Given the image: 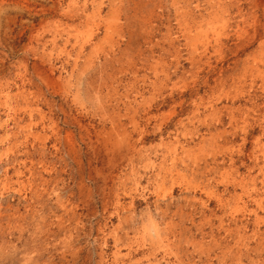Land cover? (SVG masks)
I'll use <instances>...</instances> for the list:
<instances>
[{"label":"rangeland","instance_id":"rangeland-1","mask_svg":"<svg viewBox=\"0 0 264 264\" xmlns=\"http://www.w3.org/2000/svg\"><path fill=\"white\" fill-rule=\"evenodd\" d=\"M87 1L0 0V264H264V0Z\"/></svg>","mask_w":264,"mask_h":264},{"label":"bare ground","instance_id":"bare-ground-1","mask_svg":"<svg viewBox=\"0 0 264 264\" xmlns=\"http://www.w3.org/2000/svg\"><path fill=\"white\" fill-rule=\"evenodd\" d=\"M77 1V0H76ZM89 1V0H88ZM87 1V2H88ZM91 1V0H90ZM101 1V0H100ZM122 1V0H121ZM222 1V0H221ZM75 2V1H74ZM114 2V1H113ZM210 2V1H209ZM215 2V1H214ZM217 2V1H216ZM24 3V2H23ZM89 3V2H88ZM96 3V2H95ZM104 3V2H103ZM126 3V2H125ZM59 4H61V3H59ZM110 4H111V2H110ZM122 4H124V3H122ZM215 4V3H214ZM257 4V3H256ZM100 5H102V4H100ZM113 5V4H112ZM211 5V4H210ZM72 6H75V5H72ZM80 6V5H79ZM83 6V5H82ZM87 6V5H86ZM105 6V5H104ZM177 6V5H176ZM89 7V6H88ZM143 7V6H142ZM257 7H258V5H257ZM58 8V7H57ZM210 8V7H209ZM217 8V7H216ZM56 9V8H55ZM180 9V8H179ZM184 9V8H183ZM184 11V10H183ZM43 12V11H42ZM117 12V10H115L113 13H116ZM121 12V11H120ZM48 13V12H47ZM72 13H74V12H72ZM119 13V12H118ZM123 13H125V12H123ZM181 13V12H180ZM183 13V12H182ZM49 14V13H48ZM76 14V13H75ZM74 14V15H75ZM97 14V13H96ZM98 14H100V13H98ZM102 14V13H101ZM71 15V14H70ZM81 15V14H80ZM119 15V14H118ZM140 15V14H139ZM72 16V15H71ZM79 16V15H78ZM114 16H116V14L114 15ZM49 17V16H48ZM94 17V16H93ZM104 17V16H103ZM47 18V17H46ZM65 18V17H64ZM92 18V17H91ZM98 18H100V17H98ZM124 18V17H123ZM71 19V18H70ZM97 19V18H96ZM112 19V18H111ZM147 19V18H146ZM56 20V19H55ZM76 20V19H75ZM264 20V19H263ZM44 21H46L45 19H44ZM57 21H59V20H57ZM215 21V20H214ZM96 22V21H95ZM108 22V21H107ZM147 22V21H146ZM55 23V22H54ZM104 23V22H103ZM40 24V23H39ZM78 24V23H77ZM87 24H90V23H87ZM105 24V23H104ZM125 24H127V23H125ZM213 24V23H212ZM211 24V25H212ZM55 25H57V24H55ZM96 25V24H95ZM94 25V26H95ZM98 25V24H97ZM96 25V26H97ZM107 25V27H108V24H106ZM105 25V26H106ZM118 25V24H117ZM123 25V24H122ZM129 25V24H128ZM189 25V24H188ZM93 26V25H92ZM104 26V25H103ZM114 26H115V24H114ZM53 27V26H52ZM88 27V26H87ZM120 27H122V26H120ZM199 27V26H198ZM258 27H259V25H258ZM263 27V26H262ZM63 28V27H62ZM65 28H67V27H65ZM69 28H71V27H69ZM75 28V27H74ZM91 28V27H90ZM110 28H111V26H110ZM123 28V27H122ZM126 28H127V26H126ZM58 29V28H57ZM71 29H73V28H71ZM101 29V28H100ZM129 29V28H128ZM190 29V28H189ZM55 30V29H54ZM64 30V29H63ZM94 30V29H93ZM99 30V29H98ZM119 30V29H118ZM124 30V29H123ZM259 30V29H258ZM263 30V29H262ZM44 31V30H43ZM60 31H62V30H60ZM76 31H78V30H76ZM95 31V30H94ZM125 31V30H124ZM128 31V30H127ZM126 31V32H127ZM190 31V30H189ZM197 31V30H196ZM200 31H201V29H200ZM260 31V30H259ZM64 32V31H63ZM88 32V31H87ZM130 32V31H129ZM262 32V31H261ZM70 33V32H69ZM72 33V32H71ZM78 33V32H77ZM76 33V34H77ZM80 33V32H79ZM92 32H90V34H91ZM123 33V32H122ZM128 33V32H127ZM254 33V32H253ZM258 33V32H257ZM75 34V35H76ZM94 34V33H93ZM126 34V33H125ZM131 34V33H130ZM196 34V33H195ZM207 34V33H206ZM261 34V33H260ZM43 35V34H42ZM51 35H52V33H51ZM68 35V34H67ZM79 35V34H78ZM83 35V34H82ZM85 35V34H84ZM122 35V34H121ZM249 35V34H248ZM69 36H71L70 34H69ZM123 36V35H122ZM121 36V37H122ZM137 36V35H136ZM189 36V35H188ZM187 36V37H188ZM258 36V35H257ZM55 37V36H54ZM84 37H86V35L84 36ZM120 37V38H121ZM125 37V36H124ZM123 37V38H124ZM133 37V36H132ZM212 37V36H211ZM253 37V36H252ZM36 38H39V35H38V37H36ZM43 38V37H42ZM53 38V37H52ZM57 38V37H56ZM94 38V37H93ZM120 38H119V40H120ZM139 38V37H138ZM144 38H146V37H144ZM144 38H143V40H144ZM191 38H193V37H191ZM210 38V37H209ZM255 38V37H254ZM253 38V39H254ZM68 39V38H67ZM89 39V38H88ZM130 39V38H129ZM211 39V38H210ZM262 39V38H261ZM45 40V39H44ZM51 40V39H50ZM75 40V39H74ZM85 40V39H84ZM139 40V39H138ZM150 40V39H149ZM263 40V39H262ZM41 41V40H40ZM115 41V40H114ZM117 41V40H116ZM122 41V40H121ZM249 41V40H248ZM44 42V41H43ZM53 42V41H52ZM65 42V41H64ZM87 42V41H86ZM91 42V41H90ZM112 42H113V40H112ZM253 42V41H252ZM46 43V42H45ZM70 43V42H69ZM119 43V42H118ZM129 43V42H128ZM132 43V42H131ZM130 43V44H131ZM249 43V42H248ZM73 44V43H72ZM76 44H77V42H76ZM100 44V43H99ZM133 45L134 44H136V43H132ZM190 44V43H189ZM260 44V43H259ZM46 45V44H45ZM54 45V44H53ZM82 45H83V43H82ZM116 45V44H115ZM120 45V44H119ZM126 45H127V43H126ZM239 45V44H238ZM113 46V45H112ZM125 46V45H124ZM135 46H137V45H135ZM245 46V45H244ZM116 47V46H115ZM127 47V46H126ZM100 48V47H99ZM130 48V47H129ZM242 48V47H241ZM86 49V48H85ZM95 49V48H94ZM93 49V50H94ZM142 49V48H141ZM77 50V49H76ZM97 50V49H96ZM119 50V49H118ZM133 50V49H132ZM147 50V49H146ZM106 51H107V49H106ZM111 51H112V49H111ZM124 51V50H123ZM122 51V52H123ZM133 51H135V50H133ZM142 51V50H141ZM81 52H82V50H81ZM93 52V51H92ZM95 52V51H94ZM94 52H93V54H92V56L94 55ZM109 52V51H108ZM113 52V51H112ZM77 53V52H76ZM96 53V52H95ZM114 53V52H113ZM126 53H127V51H126ZM134 53V52H133ZM65 54V53H64ZM83 54V53H82ZM105 54V53H104ZM112 54V53H111ZM110 54V55H111ZM142 54V53H141ZM77 55V54H76ZM133 55V54H132ZM136 55V54H135ZM66 56V55H65ZM134 56V55H133ZM138 56H140V55H138ZM144 56V55H143ZM150 56V55H149ZM51 57V56H50ZM112 57V56H111ZM260 57V56H259ZM68 58V57H67ZM78 58V57H77ZM91 58V57H90ZM131 58V57H130ZM134 58V57H133ZM139 58V57H138ZM194 58V57H193ZM42 60H43V58H41ZM47 59H48V57H47ZM95 59V58H94ZM146 59H148V58H146ZM152 59V58H151ZM49 60V59H48ZM54 60V59H53ZM61 60V59H60ZM92 60V59H91ZM132 60H134V59H132ZM138 60V59H137ZM159 60V59H158ZM81 61V60H80ZM95 61V60H94ZM161 61V60H160ZM192 61H194V60H192ZM43 62V61H42ZM50 62V61H49ZM76 62V61H75ZM97 62V61H96ZM63 63V62H62ZM93 63V62H92ZM143 63V62H142ZM163 63V62H162ZM49 64V63H48ZM51 64H52V62H51ZM163 65V64H162ZM251 65V64H250ZM98 66V65H97ZM253 66V65H252ZM259 66V65H258ZM80 67V66H79ZM77 68V67H76ZM165 68V67H164ZM174 68V67H173ZM47 69V68H46ZM49 69V68H48ZM58 69V68H57ZM50 71V70H49ZM52 71V70H51ZM50 71V72H51ZM39 73V72H38ZM70 73V72H69ZM49 74V73H48ZM74 74V73H73ZM53 76V75H52ZM69 76V75H68ZM41 77V76H40ZM72 77V76H71ZM50 78V77H49ZM61 78V77H60ZM57 79H58V77H57ZM71 79V78H70ZM44 80V77L42 78V81ZM45 80H47L46 78H45ZM49 81V80H48ZM54 81V80H53ZM60 81H61V79H60ZM81 81V80H80ZM57 82V81H56ZM55 82V83H56ZM169 82V81H168ZM54 83V82H53ZM58 83V82H57ZM61 83V82H60ZM64 83H66V82H64ZM79 84V83H78ZM58 85H60V84H58ZM64 85V84H63ZM76 85V84H75ZM48 86H50V85H48ZM51 86H53V84L51 85ZM68 87V86H67ZM164 87H165V85H164ZM53 88V87H52ZM69 88V87H68ZM75 88V87H74ZM54 89V88H53ZM141 90V89H140ZM139 90V91H140ZM55 92V91H54ZM76 92V91H75ZM136 92H138V91H136ZM134 94H136V93H134ZM86 95V94H85ZM78 96V95H77ZM139 96V95H138ZM137 97V96H136ZM83 98H85V97H83ZM73 99H74V97H73ZM88 99V98H87ZM98 99V98H97ZM84 101V100H83ZM92 101V100H91ZM86 101H84V103H85ZM87 103H88V101H87ZM90 103V102H89ZM205 103V102H204ZM78 105V104H77ZM95 105V104H94ZM97 105H98V103H97ZM100 105H101V102H100ZM206 105V104H205ZM9 107V106H8ZM30 107V106H29ZM92 107V106H91ZM97 107V106H96ZM258 107V106H257ZM89 108H90V106H89ZM100 108V107H99ZM90 110V109H89ZM94 111H96V109L94 110ZM100 111V110H99ZM102 112V111H101ZM95 113V112H94ZM103 113V112H102ZM108 113V112H107ZM82 114V113H81ZM133 114H134V112H133ZM85 115V114H84ZM88 115V114H87ZM95 115V114H94ZM96 116H97V113H96ZM102 116V115H101ZM86 117V116H85ZM132 117V116H131ZM81 118V117H80ZM77 119V118H76ZM101 119V118H100ZM92 120V119H91ZM78 121V120H77ZM132 121H134V123H135V120H134V118H133V120ZM89 123V122H88ZM88 123H86V124H88ZM100 124V123H99ZM91 125V124H90ZM89 125V126H90ZM85 126V125H84ZM97 126V125H96ZM79 127V126H78ZM83 128V127H82ZM94 128V127H93ZM92 128V129H93ZM109 133V132H108ZM107 135V134H106ZM129 136H130V134H129V132H127V130L124 128V127H122V126H118L117 127V129H116V131H115V134H113V133H111L110 132V134H109V139H113V140H116V142L118 141V140H120V141H122L121 143H125V141L128 143V138H129ZM131 138V137H130ZM108 139V140H109ZM99 141V140H98ZM129 141H131V140H129ZM135 141V140H134ZM100 142V141H99ZM102 142V141H101ZM105 142L106 141H104V143H103V145L105 144ZM108 142V141H107ZM136 142V141H135ZM109 143V142H108ZM115 143V142H114ZM118 143H119V141H118ZM92 144H94V143H92ZM97 144V143H96ZM112 144V143H111ZM117 144V143H116ZM137 144V143H136ZM100 145H102V144H100ZM133 145V144H132ZM107 146V145H106ZM100 147V146H99ZM122 147H124V146H122ZM130 147V146H129ZM135 147V146H134ZM92 148V147H91ZM128 148V147H127ZM133 148V147H132ZM109 149V148H108ZM97 150V149H96ZM103 150V149H102ZM106 150V149H105ZM99 151V150H98ZM107 151H109V150H107ZM115 151V150H114ZM136 152V151H135ZM88 153V152H87ZM95 153H96V151H95ZM99 153V152H98ZM116 153V152H115ZM123 153V152H122ZM134 153V152H133ZM133 153H132V155H133ZM103 155V154H102ZM108 155V154H107ZM136 155H138V154H136ZM92 159V158H91ZM128 161V160H127ZM92 163H94V162H92ZM134 164V163H133ZM103 165H105V164H103ZM102 165V166H103ZM118 165V164H117ZM108 166V165H107ZM204 166V165H203ZM94 167V166H93ZM93 167H91V168H93ZM106 167V166H105ZM121 167V166H120ZM96 169H97V167H95ZM104 168V167H103ZM110 168V167H109ZM116 168V167H115ZM101 171H102V169H100ZM105 170V169H104ZM19 171V170H18ZM95 171V170H94ZM101 176V175H100ZM109 178V177H108ZM101 179V178H100ZM81 180V179H80ZM102 181V180H101ZM187 187V186H186ZM243 190V189H242ZM92 210V209H91ZM60 215V214H59ZM50 219V218H49ZM29 222V221H28ZM18 248V247H17ZM25 249V248H24ZM47 251V250H46ZM76 252V251H75ZM72 253V252H71Z\"/></svg>","mask_w":264,"mask_h":264}]
</instances>
